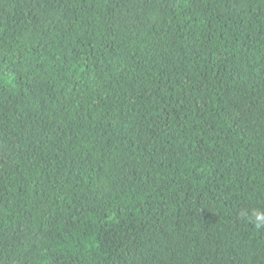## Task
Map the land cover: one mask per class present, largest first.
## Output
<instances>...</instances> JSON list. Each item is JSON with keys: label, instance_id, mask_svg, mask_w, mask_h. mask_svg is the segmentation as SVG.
Segmentation results:
<instances>
[{"label": "trees", "instance_id": "trees-1", "mask_svg": "<svg viewBox=\"0 0 264 264\" xmlns=\"http://www.w3.org/2000/svg\"><path fill=\"white\" fill-rule=\"evenodd\" d=\"M264 0H0V264H264Z\"/></svg>", "mask_w": 264, "mask_h": 264}, {"label": "clouds", "instance_id": "clouds-1", "mask_svg": "<svg viewBox=\"0 0 264 264\" xmlns=\"http://www.w3.org/2000/svg\"><path fill=\"white\" fill-rule=\"evenodd\" d=\"M240 215L247 221L253 223L256 229L264 228V209L246 210Z\"/></svg>", "mask_w": 264, "mask_h": 264}]
</instances>
